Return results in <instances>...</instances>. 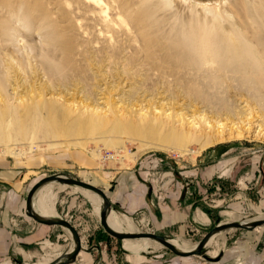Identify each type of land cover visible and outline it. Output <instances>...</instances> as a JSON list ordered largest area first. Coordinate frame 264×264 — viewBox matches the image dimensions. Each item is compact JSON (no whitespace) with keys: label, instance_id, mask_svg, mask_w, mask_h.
I'll return each mask as SVG.
<instances>
[{"label":"rangeland","instance_id":"obj_1","mask_svg":"<svg viewBox=\"0 0 264 264\" xmlns=\"http://www.w3.org/2000/svg\"><path fill=\"white\" fill-rule=\"evenodd\" d=\"M101 1L109 6L110 14L122 2L131 10L122 16L124 22L118 26L120 32L113 43L102 36L97 38L96 27L98 30L102 25L95 21L92 0H0V108L7 106L8 110L4 116L0 114V119L6 122V133H13V119L28 122L29 114L47 126L53 115L48 108H36L31 99L28 107L18 103L22 92L15 90V85L24 80L25 87L33 90L45 87L46 100L59 102L57 107L75 108L72 117L88 116L89 106V110L106 113L113 120L110 125L130 123L143 133H110L105 128L74 138L44 136L40 132L35 137L6 138L0 142V211L5 197L13 193L24 214L22 204L30 187L52 173L86 180L107 194L116 172L136 167L144 170V180L156 197L168 198L175 209L190 202L195 213L199 209L209 217L206 222L190 219L182 230L162 233L170 239L197 242L217 220L264 214V138L252 134L258 130L257 123L264 121V0ZM150 9L154 13L147 19L145 14ZM215 12L220 13V33L235 35L239 31L235 42L247 45L248 60L238 63L217 58L213 63H204L197 19L204 20L205 15L213 18ZM137 16L140 35L128 36L124 31ZM143 40L150 44L141 46ZM168 46L175 47L174 51L179 47L185 55L182 60L172 55L173 64H194L192 69L175 73L174 79L168 74L171 68L162 71L145 65V54L154 50L161 67L159 55H164ZM218 47L216 44L215 50ZM163 75L172 82H162ZM177 79L181 83L174 82ZM34 95L32 92L28 96L35 99ZM181 113L204 114L214 125L221 121L227 128L246 127L250 121L253 127L251 134H232L205 145L190 140L179 149L166 139L171 125H179ZM246 119L250 121L244 124ZM53 190L56 192V187ZM57 194V214L74 224L83 245L76 260L65 264H120L122 257L130 259L136 254L189 259L192 264L211 259L202 254L181 256L162 245L130 253L123 241L105 231L99 220V205L91 197L74 185H67ZM114 211L120 216L129 215L117 208ZM138 214L129 215L138 228L155 232L152 221L143 212ZM12 216L15 222L17 215ZM262 229L264 224L252 229L229 228L224 240L216 238L204 246V252L214 257L221 249L237 247L242 237L258 235ZM53 231L56 235L31 245L30 257L10 264L44 262L52 257L55 245L61 246V252L66 251L72 243L71 233L61 226ZM127 263L133 264L131 260Z\"/></svg>","mask_w":264,"mask_h":264},{"label":"bare ground","instance_id":"obj_2","mask_svg":"<svg viewBox=\"0 0 264 264\" xmlns=\"http://www.w3.org/2000/svg\"><path fill=\"white\" fill-rule=\"evenodd\" d=\"M92 1L95 2V9H94V13H95L94 17L96 19L95 21H97L98 23H100L102 25V28H100L98 30L96 27V31L98 34L97 38L102 36L105 40H108V41H110V43H113L116 40L115 34L120 32V31H118L119 30L118 26H120L124 22L122 16H124L126 13H129L130 9H127L125 4L122 2L121 5L115 6L114 12L112 14H110L109 13V6L106 3H103L101 0H92ZM141 1H145V0H141ZM212 11H214V10H212ZM153 13H154L153 9H150V11L146 12V14H145L146 18L148 19V17H152L151 15ZM214 14L215 15L213 16V18H208V16L205 15L206 19H204V20L203 19H201V20L197 19V21H199L198 25L201 26V28H200L201 31L199 32V35H198V40L200 42V50H201L202 54H204L206 56L204 63H207V64L213 63L214 61L217 60V58H221L222 60L224 59L225 61L226 60H229V61L234 60L233 62H236L235 60H238L239 61L238 63H240V61L243 62L242 60H248L249 58L247 59V56H248V53L250 52V50L248 49L247 45L246 44H244V45L240 44L241 45L240 46L235 42V39H236L235 35L236 34L238 35L239 31L235 35L232 32H228V31L227 32L225 31L226 33H223V34L220 33V31H218L219 30V28H218L219 27L218 16H220V13L215 12ZM134 21L135 22H130L129 27L126 28V31H124V33L127 34L128 36H130L131 34H133V35L136 34L135 37L140 35V31H141L140 29L141 28H139L138 16H137V19H135ZM127 25H128V23H126V26ZM217 25H218V27H217ZM151 29H152V27H151ZM221 31H222V29H221ZM149 40H150V38H149ZM143 44H150V43L143 40V42L141 41V46H143ZM216 44L221 46V47H218L217 50H215ZM174 48L175 47H171L169 49V46H168L167 52L164 55H159L160 59L163 62L161 67H158V65H160V64H158L157 61L155 60L156 56H155L154 50H152L150 52V54H145L146 58H147V63L145 65L150 66L149 68H154V70L159 68V70H162V71H164L165 68H171L172 73L171 72L168 73L167 71H165V72H167L171 77H173V79H174L175 73H182L186 69H192L194 67V64H191L190 62L185 63V61L184 62L181 61V62H177L176 65L173 64V62L171 61L172 55H174L175 57L181 58V60H182V58L185 59L184 52L179 47H178V50H176V51H174ZM163 49H166L165 46H163ZM209 54H210V56H209ZM111 57H110V59H111ZM244 58H246V59H244ZM107 60H109V59H107ZM187 61H189V60L187 59ZM114 62L111 61V63H114ZM114 65H113V67H114ZM126 65L129 66L130 64L126 63ZM126 65H125V67H126ZM122 68L124 69V67H122ZM145 68H147V67H145ZM202 69H203V67H202ZM53 76H54V74L52 75V77ZM176 76H175V78H176ZM15 77H16V75H15ZM52 77H50V78H52ZM163 78L164 79L162 82H164V83L172 82L164 75H163ZM180 80L181 79H179V81H178V79H177V81L174 80V82H177V83L180 82L181 83ZM22 82L19 83L17 86L15 85V90L21 89L20 92H22L20 94V96L18 97V100H17L18 103L24 104L26 107H28V102H29L28 100L31 99L30 102L34 101V106H36V108H37V106L46 107L49 109V111L52 112L53 115L48 118L47 126L45 127L46 124H44L43 121H42V123L39 121L37 123L36 119L34 117H30V114H29V121L28 122H26L27 120L24 122H20V123L15 122L13 119V117H14L13 116L14 114H13L11 117L13 119V122H11L12 124L10 123L11 124V131L13 133H6V130H7V128H5L6 122H3V119L2 120L0 119V142L4 141L6 138L27 137V135H29V134H32L35 137L39 134V132L42 133L44 136H52V137L64 136L67 138H69V137L72 138L73 136H78V135H82V134L85 135L86 133H89V135H90V132H93V131L95 132L96 130H104L105 128H106L105 131H110V133H112V132H114V133L115 132L116 133L128 132L130 134H133V133L134 134H141V133H143L141 130L138 129V127L136 125H132L130 123H125V122L120 123L119 122L117 124L110 125L111 121L113 122V120H111L110 117L106 113L102 114V113H100V111H98V109H95V108H93L92 110L91 109L89 110L88 109L89 106L86 109L87 112L90 111L89 112L90 114L88 116L84 117V115H83V116H78V117H72V116H75L73 113L75 108L73 110L70 107L67 108V106L65 108L57 107L56 103L59 104V102H56L55 103L56 105H55L53 101L49 102L46 100L45 97H46L47 92L45 90V87L40 85L37 87V89L33 90L32 88L25 87L26 85H24V83H22ZM251 83H253V82H251ZM32 92L35 94L34 95L35 99L28 96L29 93L31 94ZM55 101H56V99H55ZM24 105H22V106L24 107ZM6 107L7 106L0 108V114L3 116L5 114H7L8 110L5 109ZM114 111L115 110L113 108L110 110V112L112 114L115 113ZM40 115H41V113L40 114L38 113V116H40ZM42 115L44 117V113ZM196 115L197 114H192V115L190 114V116H186L182 113L179 114V116L177 118L179 125L178 124H176L177 126H175L174 124H173L174 126L171 125V128L169 129L170 130V136H168L166 140L169 143H172L173 146L181 149V147H184V145L187 142H189L190 140H193L194 142H197L200 145H205V144L211 143L212 141L222 140L224 138H229V137H231L232 134H235V135L237 134L238 136H240L242 133L244 134V132L249 133V131L253 127V125L251 126L253 121L251 122L250 120H247V119H246L247 122L245 121L244 124H247L249 121L250 122L247 124L246 127H243L244 125L243 126L241 125L242 127L240 125H237L236 128H234L233 126L227 128L225 126L227 124L221 123V121L219 123H216L217 125H214L213 120L211 121L210 119H206L204 117L205 116L204 114H203L204 116L203 115L200 116L198 114L199 117ZM16 117H18V116H16ZM25 118L27 119L28 117H25ZM18 119H20V118H17V120ZM116 119H117V117H116ZM42 120H45V119H42ZM53 124H55L57 126H54ZM257 125H258V130L254 129L256 133L252 132V134L253 135L255 134L256 136H260V138L261 137L264 138V121L262 123H257ZM145 133H147L146 130H145ZM249 134H251V133H249ZM91 135H93V134H91ZM59 183H61V184H59ZM67 185H70V184L62 183L59 181H49V182L43 184L42 186H40V188H38V190L35 194L34 200H33L34 206L36 207V209L45 215H58L57 211H56V207H55V200H56L57 195H58L57 193L61 190H64L67 187ZM54 187H56V189H57L56 192H54V190H53ZM74 187L76 189L86 193L89 197H91V199L95 203H97L100 206L101 198L97 194H95L94 192H91L90 190L83 188V187H79L76 185H74ZM43 204L45 205L44 208H42ZM261 216H264V214H260L257 217H261ZM240 218L241 217H239V216L233 217V219H240ZM249 218H251V217H247L244 219H249ZM108 222L110 223V225H112V227H114L118 230H123V231H138V230H140L133 218H131L127 215L120 216L116 211H114V209H112L108 214ZM226 230L227 229L220 230V231L214 233L208 239L206 244H209L213 241L215 242L216 238H221L222 240H224L225 236H226L225 235ZM170 240L176 246H178L182 249L192 248L196 244V242H190V241L179 242L176 239H170ZM121 241H123V247L125 248V250L130 252V253L139 252L141 250H144V249L150 247L151 245L161 246V244L159 242L155 241L154 239L148 238V237L124 238ZM72 245H73V243H71L69 248H71ZM82 247H83V245H82ZM61 249L62 248L60 245H55V247L53 248L52 257L49 258L48 260H46L44 262H39V263H28V262H26L25 264H43V263H46V262L50 261L51 259H53L54 257H56L57 255H59L60 253H62ZM216 251L217 250H215L213 254H216ZM78 254H80V252ZM26 256L29 257L28 255H26Z\"/></svg>","mask_w":264,"mask_h":264},{"label":"crops","instance_id":"obj_3","mask_svg":"<svg viewBox=\"0 0 264 264\" xmlns=\"http://www.w3.org/2000/svg\"><path fill=\"white\" fill-rule=\"evenodd\" d=\"M143 171V169L134 167L116 172L115 182L109 183L107 192L114 208L124 211L131 217L138 216V211L143 212L152 221L155 232L158 233H167L176 229L182 230L186 221H190V219L200 222L209 220L205 212L197 209L195 213L190 208V202H188V206L183 204L180 208L175 209L174 204L168 198L161 200L156 197L152 187L144 180ZM167 196L174 197L170 193H167ZM16 201H18L17 195L8 194L3 200V211H0V264H10L13 260L27 259L26 255L29 257L31 255L29 252L31 245L43 241L42 238L47 236L56 235L53 230H56L58 226L63 228L60 224L39 222L29 216L25 210V200L22 204L25 211L23 214L17 205L19 201L17 203ZM13 213L17 215L15 222ZM199 214H202L203 217H200ZM210 258L206 262L200 261L196 264H264V231L258 235L251 236L248 234V236L240 239L237 247L223 248L218 254ZM129 260L133 264H192L189 259L166 260L148 257L144 254L132 255L130 259L122 257L119 262L120 264H129L127 263Z\"/></svg>","mask_w":264,"mask_h":264},{"label":"water","instance_id":"obj_4","mask_svg":"<svg viewBox=\"0 0 264 264\" xmlns=\"http://www.w3.org/2000/svg\"><path fill=\"white\" fill-rule=\"evenodd\" d=\"M49 181H59L62 183L70 184V185H76L79 187L86 188L90 190L91 192H94L97 194L100 198V206H99V220L101 225L104 227L105 231L109 233L110 235L116 237L120 242L124 238H135V237H148L151 239H154L155 241L159 242L162 246L170 249L175 254L181 255V256H187L191 254H202L205 257L210 258L208 255L204 252V246L206 245L208 239L216 232L220 230H225L228 228H235V227H241V228H253L257 225H260L264 223V216L261 217H251L249 219H232V220H226V221H220L217 220L216 224L210 227L203 235L202 237L196 242L195 246L189 249H182L178 246H176L168 236L154 232V231H148V230H138V231H123L118 230L110 223L108 222V214L109 212L114 209L112 206V203L108 197V195L105 193V191L98 187L97 185L88 182L86 180L76 178L69 176L64 173H52L49 175H46L42 178H40L37 182H35L29 189L26 200H25V210L26 213L34 218L35 220L47 224H60L68 231H70L72 236V247L67 249L66 251L60 253L50 261L43 263V264H64L68 262H72L76 259L77 254L81 250L82 244H81V237L79 235V232L77 228L74 226L73 223H71L67 218H64L60 215H45L38 211L36 207L34 206V197L35 194L42 186L43 184L49 182ZM19 262V261H18Z\"/></svg>","mask_w":264,"mask_h":264}]
</instances>
